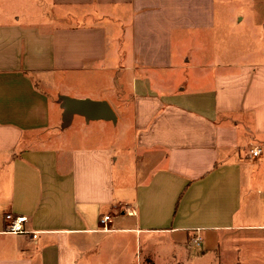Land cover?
Instances as JSON below:
<instances>
[{
  "label": "crops",
  "instance_id": "1",
  "mask_svg": "<svg viewBox=\"0 0 264 264\" xmlns=\"http://www.w3.org/2000/svg\"><path fill=\"white\" fill-rule=\"evenodd\" d=\"M253 8L255 44L233 49L215 0H0V264H264ZM106 71L123 76L91 99L116 122L68 132L60 97Z\"/></svg>",
  "mask_w": 264,
  "mask_h": 264
},
{
  "label": "rangeland",
  "instance_id": "2",
  "mask_svg": "<svg viewBox=\"0 0 264 264\" xmlns=\"http://www.w3.org/2000/svg\"><path fill=\"white\" fill-rule=\"evenodd\" d=\"M257 0H215V11H216V19L218 21L216 33L220 37H226V40L232 43V48L237 49L240 47H245L243 39L244 38H252V42L255 44V30H252L251 25L246 23L248 21V17L252 14L255 16V9L253 8L254 2ZM244 18V21L241 23H236L238 18ZM191 46V45H190ZM189 46V47H190ZM177 48L178 47L177 45ZM172 75L174 77V81L176 85L180 83L184 76H188L189 72H179L174 73ZM119 76H123L121 72H103L99 75V80L95 82L88 80L87 83L79 84L77 81L76 84L73 86L71 90L67 89L65 97L72 98V99H91L92 96H96L93 91L98 89L99 87H106L111 85L110 78L118 79ZM171 76V77H172ZM167 80L170 78H166ZM87 97V98H82ZM90 97V98H89ZM93 100V99H91ZM84 123L85 120L81 119L80 117H74L69 124V131H82L81 124ZM118 126V125H117ZM106 142H108L106 140ZM263 149V148H262ZM194 248L199 246H195L192 244Z\"/></svg>",
  "mask_w": 264,
  "mask_h": 264
},
{
  "label": "water",
  "instance_id": "3",
  "mask_svg": "<svg viewBox=\"0 0 264 264\" xmlns=\"http://www.w3.org/2000/svg\"><path fill=\"white\" fill-rule=\"evenodd\" d=\"M63 127H67L72 118L77 115L90 121L116 122V115L110 105L105 101H94L90 99H72L65 96L60 97Z\"/></svg>",
  "mask_w": 264,
  "mask_h": 264
},
{
  "label": "built area",
  "instance_id": "4",
  "mask_svg": "<svg viewBox=\"0 0 264 264\" xmlns=\"http://www.w3.org/2000/svg\"><path fill=\"white\" fill-rule=\"evenodd\" d=\"M262 152L261 148H255L251 151V157L255 158L260 156ZM109 221V216L104 215L100 217L99 224L105 225L106 222ZM27 222V218L25 216H14L13 214L7 213L4 215V233L11 234V235H31L32 239H36L37 233L36 232H28L25 229V223ZM200 242V238L196 236L194 238V243L198 245Z\"/></svg>",
  "mask_w": 264,
  "mask_h": 264
}]
</instances>
